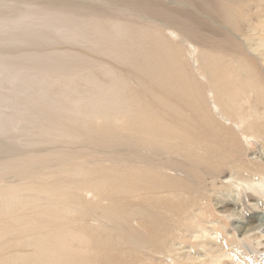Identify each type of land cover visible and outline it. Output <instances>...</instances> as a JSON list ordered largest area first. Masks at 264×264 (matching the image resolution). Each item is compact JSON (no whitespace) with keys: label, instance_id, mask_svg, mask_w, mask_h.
I'll list each match as a JSON object with an SVG mask.
<instances>
[{"label":"bare ground","instance_id":"bare-ground-1","mask_svg":"<svg viewBox=\"0 0 264 264\" xmlns=\"http://www.w3.org/2000/svg\"><path fill=\"white\" fill-rule=\"evenodd\" d=\"M16 46L0 56L16 86L0 133L18 120L29 150L0 141V264H100L90 251L117 246L112 229L166 217L183 192L158 190L179 169L202 181L225 166L230 186L258 170L229 151L264 139V0H0V48ZM203 227L159 262L209 264Z\"/></svg>","mask_w":264,"mask_h":264},{"label":"rangeland","instance_id":"rangeland-1","mask_svg":"<svg viewBox=\"0 0 264 264\" xmlns=\"http://www.w3.org/2000/svg\"><path fill=\"white\" fill-rule=\"evenodd\" d=\"M81 51L85 52V50ZM6 52L8 53L6 54ZM22 52H26L25 47L16 46L14 48L12 47L11 50L0 48V56L1 53L3 56L20 55L23 54ZM6 73L7 71L4 66L0 65V95L8 97L16 86L2 83L3 81L1 80L4 79ZM261 84L264 86V83ZM11 113L13 111L10 108L9 102L2 101L0 103V118H5L6 115ZM22 125L23 123H18V120L13 121V124L9 125L11 133H0V141L14 142L21 152H26L29 149L23 145L28 137L16 133L17 130L21 129ZM258 135L264 136V130L258 131ZM17 139L19 141H16ZM244 141H242L239 149L236 151L230 150L229 152L234 157L232 161L235 162L233 165L234 168L246 171L249 168L258 169L254 171V174L253 172H249L242 176V180L248 181L249 184H244L241 181L239 184L228 185L230 183L227 182L231 178V175L234 176V180L238 178L237 175L225 166L217 169L209 167L203 170L218 173L223 176L215 175L214 178H211V175L208 174L202 181L196 179L193 170L189 172L188 170L183 171V169H179L177 171L179 175L173 177L171 182H166L171 183L172 187L162 185L163 188L158 190L168 192L170 189L172 191L173 189H177L183 192L182 195L174 198L175 201L173 199L167 200L165 201V206L162 205L163 208L161 209H165L166 211V217L163 220H160L158 224L153 222L154 225L148 227L149 229H142V225L138 227L135 223L130 222L126 227H130L133 233H130L126 238L125 236L122 237L116 229H112L110 231V237L120 241V243L117 246L115 243H111L107 247L110 251L107 250L103 254L101 253L103 251L100 250V252L97 250H91L90 252L92 254L94 252L97 253L100 258L107 257L106 259L102 258L103 260L100 264H163L161 260L159 262V259H162L161 255L163 253L169 256L173 246V244L171 245L172 240L174 238H180L183 239L182 241H185L190 238V236H193L191 231L196 228L197 223L200 224L201 222L205 225L203 228L208 231V235L205 237L208 239H205L207 241L206 243L216 245L214 248H211V245H209L207 248L205 246L203 249H196L202 252L201 254L206 255L205 257L203 255L204 258H209V264H213L217 260L215 257L220 256L223 250H226L235 259L233 262L227 258L223 264H235L236 262V264H245L239 262L238 258L241 256L249 257V261L252 264H264V236L262 238L261 236H257V238L246 236L247 233L251 234L254 231L255 233L259 231L260 233L258 234H264V176L262 175L264 173V139L262 141V139L257 138H244ZM41 148L43 149L44 147ZM92 151L93 149H89L85 152L87 154L86 160L92 159ZM101 154L105 156L108 153L101 152ZM184 176L186 177L184 178ZM88 198H93L92 200H87L93 206L107 203L95 194L94 196H88ZM252 224L256 226L254 231L251 229ZM215 227H217L216 231L213 229ZM188 244V242L185 243V245ZM179 248H182V246L180 245ZM108 258L114 259L109 260ZM115 258H117V261Z\"/></svg>","mask_w":264,"mask_h":264}]
</instances>
